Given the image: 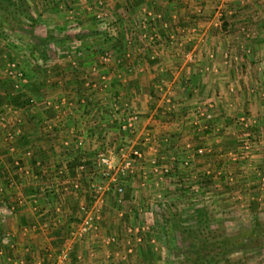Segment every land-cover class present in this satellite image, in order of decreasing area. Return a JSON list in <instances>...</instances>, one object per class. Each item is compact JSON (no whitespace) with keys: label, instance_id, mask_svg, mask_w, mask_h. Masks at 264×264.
I'll return each instance as SVG.
<instances>
[{"label":"crops","instance_id":"obj_1","mask_svg":"<svg viewBox=\"0 0 264 264\" xmlns=\"http://www.w3.org/2000/svg\"><path fill=\"white\" fill-rule=\"evenodd\" d=\"M221 1L226 3L225 7L230 3V0ZM243 1L249 4L234 7L232 10L227 8L222 13L213 10L218 0L56 1V3H63L67 21L63 25L50 26L45 29V32L42 30L44 35L40 37L52 31L56 37L71 36V38L49 45L54 59L32 60L30 61L32 66L29 62L19 60L17 67L23 71L27 83L17 92L23 93L22 101L26 103L21 107L12 105L4 108L3 106L6 105L4 101L0 105V118L4 117V120L0 121V130L3 131V128L11 124L12 132L15 133L14 144L20 152L28 148L32 150L31 160L23 159L20 164L28 169L27 174L18 172L19 169L13 166L10 156L7 159L4 155L0 156V186L4 188L5 197L11 200L10 204H15L16 207L14 217H5V220L0 222V233L8 231L15 245L13 251L3 252L0 256V264H48L45 260L50 252L48 251L47 255L46 247L52 244L53 234L57 228L45 229L47 231L38 229L40 226L46 227L49 224L46 221L52 209L48 210L50 206L47 208L45 205L33 212L34 208L32 209L29 203L30 198L42 196L45 201H48L49 193L55 194L52 195V200L56 199V202L62 204L59 207L64 209V220L59 222L58 226L62 235L64 228L69 227L73 220L69 201L74 202L76 209L94 201V197L87 191L88 182L97 176L91 171L92 164L101 145L107 148L106 146L112 147L115 144L109 136L116 135L113 131L116 130L117 123L114 121L109 124L107 117L111 111V99H109L111 97H117L119 101H126L125 103L129 102L132 108V105H137L139 113L137 131L141 133L147 131L157 136L156 148L152 152H145L147 161L149 158L161 155L166 158L183 159L187 155L183 151V145L188 142L192 144L193 150L200 146H206L210 150L208 155L193 158L191 170L199 172L209 165L212 171H215L218 166L212 162L220 160L218 155L215 159L213 154L216 151L215 147L220 153V144L227 143L224 127L232 119L244 114L256 121L253 122L250 130L257 133L258 139L261 138L259 131L264 130V116L262 117L261 114L264 104L260 105L264 102V0H241L242 3ZM28 4H30L29 1ZM96 8H99L101 12H97ZM38 9L37 12L41 13V16L33 14L31 8L30 11L40 23L48 13H43L45 8L41 6ZM147 10L149 12L146 16L151 13L153 16L151 15V23L146 28L140 25L146 17L144 14ZM99 12L102 15H108L106 21L115 26L111 27L108 23L110 29H106L104 24H100L98 20L95 21L93 17H96ZM139 12L142 16L138 19L136 27L132 28L129 23ZM215 12L219 14L218 19ZM51 17L52 14H49L46 19L52 21ZM110 17L114 18L112 22L108 20ZM89 18L93 19L95 24L93 21L90 22ZM222 22H225V26ZM38 23L35 28H38ZM150 25L158 26L149 29ZM199 32H201L200 37H198ZM101 35L103 40L113 43L110 47L114 46L118 51V54H115L113 51L104 50L110 53V60H112L106 72H102L106 73L105 81H99L100 70H96L99 62L101 63L100 56L98 60H93L95 51L102 49L97 39ZM147 36L150 39L154 36L153 47L138 42L139 39L145 42ZM30 40L28 41L32 45ZM205 42L208 43V50L203 49ZM177 46H182V49L191 46V53L195 51L199 53L195 60H180V58L170 60L173 59L174 54L178 55V52L174 51L178 50ZM202 54L206 56V60H198L203 56ZM35 55L37 56L36 53ZM35 55L33 57L38 59ZM0 63V80L8 81L3 77L7 64L5 65V60V66L1 60ZM184 79L187 85L189 83L187 87H181L180 81ZM94 83L98 85L97 88L92 87ZM229 85L234 86L231 93L226 90V86ZM102 86H105V89L101 90ZM4 92L0 95H4ZM17 92L12 91L13 94ZM81 98L86 103L82 109L79 107L81 103L78 102ZM203 103L213 104L207 114L210 113L214 120L213 122L206 120L205 123L211 130L209 132L198 129L205 120L201 117V120H198V116L187 114L191 108H201ZM152 104H155L153 108ZM112 115L113 111L110 117ZM105 133H108V136L104 137ZM164 136L169 138L166 145L162 144ZM244 136L243 133L239 139ZM250 136L252 137V133ZM4 147L1 142L0 152H5ZM136 147L146 151V148L140 145ZM232 148L228 149L232 150ZM259 158L260 156L255 157L254 161L257 164L253 165V170L248 168L251 163L239 164L237 168H233L234 171L229 170L228 167L223 170L234 176L236 179L234 182L240 188L242 187L243 191L249 189L251 185L250 189L252 188L253 192L260 190L261 193L264 184L261 185L259 175L264 171V167L259 166L262 162L261 159L258 161ZM73 159H78L79 162L74 171H68V164ZM36 162L41 164L36 165ZM147 163L146 172L151 175L152 172ZM82 164H85L88 171H79ZM227 164H230V160ZM59 169L65 171L63 175L59 176ZM247 171L250 172L246 174ZM76 179L80 181L85 193H78L75 197V192L69 196L60 194L63 190L68 191L67 188H63L64 184ZM154 180V177L149 176V183L144 190L142 189L143 191L136 190L133 186L128 187L131 190L126 188L120 205H117L110 193L112 200L108 202L109 205L105 202L107 206L104 205V211H101L100 224L103 225L106 222L119 225V217H122L123 222L127 219L129 225H132V213H135L134 219L139 218L136 213L137 204L159 193L152 186ZM214 184L215 187L218 186V183L214 182ZM114 186V183L109 182L110 190ZM241 189H238L235 199L247 198L242 196L244 192L239 194ZM251 190L247 191L251 192ZM170 191L175 195V191L171 189ZM160 192L167 193L166 189ZM261 198L262 196L257 198V201L261 207H264V201H261ZM240 200H235L231 208L236 209L238 214L241 207H246L248 211L246 202L241 203ZM110 206L115 212L122 207L124 214L120 213L121 216L120 214L116 216L114 213L106 212L105 209L107 210ZM111 214H113L112 222L107 221V217ZM99 222L96 233L76 241L73 245V251L70 252V264H73L75 257L82 262L81 256L85 260L88 258V264H101L98 259L102 258L100 255L103 252L97 253L95 248L98 244L100 245V240L106 237L99 232L101 230ZM155 222V225L159 224L157 220ZM33 226L36 228H32ZM115 231L111 235L115 236L116 240L122 237L126 243L129 241L126 231L122 234ZM65 235L60 240H63ZM126 252L128 253V249Z\"/></svg>","mask_w":264,"mask_h":264},{"label":"rangeland","instance_id":"obj_2","mask_svg":"<svg viewBox=\"0 0 264 264\" xmlns=\"http://www.w3.org/2000/svg\"><path fill=\"white\" fill-rule=\"evenodd\" d=\"M28 1L30 3L29 6L32 10V13L35 14L36 16H38V15L41 16V13L37 12L39 10L38 7H40V6L45 8L43 13L44 12L48 13L45 16V18L41 19L40 23H38V28L34 27V31H33L34 35L42 36V35H44V32L46 31L45 29L49 28L50 26H59L61 24L63 25L67 21L66 15H64L66 10L63 8L64 7L63 3L62 4L60 2L56 3L57 0H34V1L28 0ZM245 2L246 1H243V3H242L241 0H230L229 5H227V7H225L226 3L222 2L221 0H218V2L216 4L213 3L214 4L213 10H215L216 12L219 11L218 13H222L223 10H227V8L232 10L234 7L246 6V4H249V3H245ZM100 7L104 8V6H102V5H100ZM96 9H98V10H96L97 12L98 11L101 12V10L99 8H96ZM147 12H149V10H147L145 12V14H144L145 16H146ZM216 12H215V16L218 19L219 14L217 15ZM49 14H52L51 20L53 22L46 19V17H48ZM100 15H101L102 22H99V23L104 24V26H106L105 27L106 29H110V26L111 27L115 26L112 23L106 21V18H108V15H102V13H100ZM151 15L153 16V13L144 17V20L142 21V24L140 26H145L147 28V25L151 23V21H150V19L152 18ZM141 16H142V13L139 12L137 14V16L134 17V20H131V22L129 24L132 26V28L136 27V25L138 23V19ZM94 18L95 17H93V19ZM93 19L91 20L89 18V21L92 22ZM94 20L97 21L96 18ZM108 20H110L112 22L114 20V18L110 17ZM93 23L95 24L94 21H93ZM108 23L110 24V26L108 25ZM96 24H97V22H96ZM155 24H156V22H155ZM153 26L157 27L158 25H156V26L150 25L149 29L152 28ZM42 30L44 32H42ZM137 30H139V28ZM155 31L156 30L154 28V32ZM18 34H20V35H18ZM110 34L111 35L113 34V33H111V30H110ZM200 34H201V32L198 33V37H200ZM198 37H196V38H198ZM153 38H154V36H152L151 39L149 38V36H147L145 38V42H142V40L140 41V39L138 40V42L144 43L146 46H152L153 47V45H154L153 44V41H154ZM97 39H98V44H100L102 46L101 47L102 49L101 50L98 49L95 51L96 55L94 56L93 60H98L99 56H100V58H102L101 55H103L105 52H108V51L104 52L105 49L113 51L115 54H118V51L115 50L114 46L110 47V45H113V43L112 44L108 43L109 40H103V35H101L100 37H97ZM1 40L4 41V42H2L3 44H1ZM28 40L29 39L24 38L20 32H17V31L11 32V30L8 29L7 26L4 25L0 21V60L2 61V64L4 65V60H5V65L12 62L13 60H16L17 63L19 60H23V61L29 62L30 66H32V62H30V61L40 60L38 52L32 50V45H30V42ZM166 44L168 45V41L166 42ZM202 44H204V43H202ZM177 47H178L177 48L178 50H174V51L178 52V55L180 57L178 55L174 54L173 59H170V60L179 59V58H180V60H195L196 55H198V53H199L198 51L191 53L192 52L191 46L190 47L189 46L183 47V49H182V46H177ZM179 47H181V48H179ZM174 48H176V47L174 46ZM203 49L208 50V43H206V45L203 47ZM35 53L37 54L38 59H35V57H33V55H35ZM114 53H113V55H114ZM203 54H205L204 51H203ZM168 55H170V54H168ZM56 59L58 60V58H56ZM198 60H206V56L203 55ZM111 62H112V60H110V62L107 65H104V64H102V62L101 63L99 62V64H98L99 67L96 68V70H100V72H98V75L100 77L105 78L106 73L104 74L102 72H106V70L108 69V66H110ZM0 65H1V63H0ZM104 81H105V79H104ZM180 82L182 84L181 87H187L189 85V83H188V85L186 84L185 79L180 81ZM103 88L105 89V86L104 87L102 86L101 90ZM226 88H227L226 90H228V92L231 93V92H233L234 86L229 85L228 87L226 86ZM11 89L13 90L12 85H11ZM11 89H10V91H12ZM125 102L119 101L118 104H125ZM127 103H129V102H127ZM4 104H6L5 106H3L4 108L6 106H12L6 102H4ZM170 104L172 105L171 102H170ZM170 104H169V106H170ZM206 104L211 105V107H213V104H211V103H206ZM262 104H264V102L261 103L260 105H262ZM128 106H130V103L128 104ZM132 106H133V108L131 107L132 111L135 112L137 114V116H139V113L137 111L138 110L137 105L136 106L132 105ZM154 106H155V104H152V108ZM199 109L201 110V108H199ZM196 110H197V107L191 108L187 114H192L194 117H197V115L195 113ZM261 114L263 117L264 111ZM241 116H243L246 120H248V127L245 128L244 131H241V129H240L241 126L238 124L240 122L238 120L240 119ZM248 117L249 116L247 114L240 115L237 118L232 119V121L228 122V125L226 127H224V130H225L224 135H225V139L227 140L226 141L227 143H224V144L221 143L220 144V146H219L220 153L218 152L216 147H215L216 151L213 153L215 156V159H217V155H218L221 161L218 159V160H215L212 162L215 166L216 165L218 166V169L213 171L212 177H210L212 182L209 185H206V183L204 182L205 183L204 186H205L206 190L212 196V199L209 202L210 204H207L206 208L203 207L208 212V214L210 216V220H211L210 224L212 227L222 225V227L225 229V231L227 233H234L237 230H240L241 228H244L249 224L250 212H251V209L254 207V204L256 205L257 215L264 219V207H261L260 203L257 201V198H259L261 196H262L261 201H264V187L262 188L261 193H260V190L253 192L251 190L252 188L250 189L251 185H250L249 189L247 188V190L248 191L251 190V192H248L247 190L243 191L241 189L242 187L240 188L238 186V184L236 182H234L236 180L234 178V176L230 173L224 172V170L227 167L229 170H233V168H237V166L239 164L245 165L243 163H247V164L251 163L248 166V168L252 169L253 165L257 164L254 161V160H256L255 159L256 156L257 157L260 156L258 161L260 159H261L260 161H262L261 163H259V166L264 167V163H263V161H264L263 160V158H264V156H263L264 155V130L259 131L260 132L259 135L261 138L258 139V136L256 135L257 133L254 132V130H252V131L250 130L253 127V122L255 123L256 121H254L252 118H248ZM201 118L204 120L203 117H201ZM201 118L198 117V120H201ZM213 120H212V122H213ZM213 128L216 129V127H213ZM12 131H13V128L11 127V124H10L9 126H7V128H3V131L0 130V136H2V134L6 133V132H10V134H13L15 136V133ZM113 132H115L116 135L109 136V139H111V140H113L114 136L116 137L117 135L124 136L123 134H117L116 130H114ZM139 133H141V132L139 131ZM212 133H213V131H212ZM243 133L245 134L244 138L245 139L250 138V141L252 143L250 153L244 159H242V156H240V157L238 156V157H236L237 158L236 161H232L231 155L235 156V155L239 154L237 152L238 151L237 147H239V144H240L239 138H240V136H242ZM251 133H252V137L250 136ZM150 134L152 135V133H150ZM152 137H153V143H152L153 147L156 148V145L158 143L157 138H156L157 136L152 135ZM162 138H163L162 144L166 145L168 142L165 141V139L169 140V138L166 136H164ZM228 138H230V139H228ZM131 140H134V139H131ZM233 140L235 141V145H234ZM1 142H2V140L0 138V143ZM260 142H262V143H260ZM101 143H102V141H101ZM4 146H5L4 147L5 152L4 153L0 152V156L4 155V157L6 159L9 158L8 156H10L11 160H12L13 156L8 153V150L6 148V144H4ZM229 147H231V148L233 147L234 149L232 148V150H229L228 149ZM16 148H17V146H16ZM102 148H103V146L101 145L100 146V152L103 150ZM227 150H229V151L227 152ZM19 152H20V150H19V148H17V152H15V154H18L20 156ZM209 154H210V152H209ZM161 156H163V155H161ZM21 160H23V159H21ZM21 160H20V164H21ZM27 160H31V158L27 159ZM228 160H230V164H227ZM11 163H12V161H11ZM38 163L41 164L40 162H38ZM223 168H224V170H223ZM23 169H25V168L21 166V170H23ZM0 170H1V167H0ZM21 170H19L18 172L21 173ZM25 170L28 171V169H25ZM60 170L61 169L58 170V174H59ZM236 170H235V172H236ZM91 171H93L95 175L97 174V176L94 180L100 182V184L103 185L105 189L107 187L108 190L104 192L103 196H100L99 198L96 197L93 199L94 201L92 200L93 202H91L90 204H83L82 206L85 207L86 211L97 210L99 218H100V217H102L101 211L104 208L105 202H107V205H109L108 202L110 203L112 200V198L110 197L111 191L109 189V181L102 179L98 175V173H96V169H94V170L92 169ZM239 171L242 172V170H239ZM219 172L222 175L218 176ZM249 172L250 171H247L246 174H248ZM59 176H60V174H59ZM224 178H226V180ZM247 179L249 180V178H247ZM73 181H68L69 185L64 184L63 188H67L68 191L63 190V192H61L60 194H64V195L66 194L67 196L74 194V191H72L70 189V183H72ZM177 181L178 180L177 179L174 180V178L167 180L166 188H165L167 191V193H166L167 198L166 199L169 201V204H171V206L174 208V210L171 211L170 213H167L168 211L166 210L165 212H163V213L159 212L156 215L155 220H157L159 222V224L157 223V225H155V223H156L155 222L151 227V228H153V229H151L152 235L154 237L153 242H148V243L144 242L143 243L144 245L148 246L152 250V252H154L153 253L154 256L158 259V260L155 259V261L152 264H172L173 260L171 258V254L169 252V247L173 244L177 246V241L174 240V236H173V233L171 231L172 219H173L175 214L180 213L182 215L185 212H189L192 208H194L193 207L194 203L190 200L191 195L189 193H187L186 190L179 189V187L177 186L178 185ZM214 182L218 183V186L215 187ZM241 182H245V181H241ZM219 184H221V185H219ZM248 184H250V183H248ZM130 186H133L134 189H136V190L139 189L138 188L139 181H138V178L136 176H133L132 178H127L124 181V183H123L124 190H126V188L128 190H131L130 188H128ZM81 188H82V186H81ZM170 189L176 192L175 195L173 193H171L172 191H170ZM238 189L242 190L239 192V194L244 192V195H242V196L247 197L246 199H244V200L235 199L237 197ZM3 190H4V188H3ZM82 190H84V189L82 188ZM4 193L5 192L3 191V193L0 195V205H3V204L11 205L10 204L11 200L9 201L5 197ZM227 193H229V194H227ZM75 194L76 195H74V197L77 196L78 193H75ZM223 194H224V196H222ZM52 195L54 196L55 194H53V192L49 193V195H48L49 200L48 201H45V199L42 196L41 197L37 196L36 198H30L29 199L30 206L32 207V209L34 208L33 212H36L35 210L40 209L38 207L45 206V205L47 208H48V206H50L48 210L52 209L51 213H49L50 217H49L48 221H46V223L49 222V224L46 227L40 226V229H38L40 231H47L45 229H48V228H49L48 230L54 229V228L55 229L57 228L56 230H58L59 222L64 220V218H63L64 217V209L62 207H59L62 204L60 202H56L57 201L56 199L52 200V198H53ZM146 200H151V198L149 199V197H147ZM176 200H179V201H176ZM235 200H240L241 203H243V201H245L246 202L245 204H247L248 211H246V207H241L240 214H238L236 212V209H231L233 204L236 202ZM19 201H22V200H19ZM69 202H71L70 203L71 204L70 205V211L73 214L72 215L73 218L71 217L73 219V222L70 224L69 227L64 228L63 236L66 234L65 235L66 238H67L68 233L75 229V226L79 223V221L82 220V217H83V215L80 212V208L76 209L75 205H73L74 202L72 200ZM50 203H52V204H50ZM12 205H15V204H12ZM107 205H105V206H107ZM113 210H114V208H112V206H110L107 210L105 209L106 212L114 213L116 216L119 215L120 213H123L122 207H119V209H117L116 212ZM15 214H16V207L14 208L13 213L12 212L10 214L3 213V215H1V217H0V222L2 220L4 221L5 217L6 218L7 217H14ZM75 215H76V218H74ZM111 216H113V214H111L107 217V221L112 222L113 219L111 218ZM119 216H121V214ZM119 218H120L119 225H111V224H108L106 222L102 225V223L100 224V222H99V227H101V230H99V232H102L106 238L100 240V245L98 244V246L95 248L96 249L95 251L97 253H98V251L103 252V254L100 255L102 258H99L98 262H101V264H140L141 262H139L140 261L139 251H140V248L143 246V244L142 245H139V244H141L142 242L137 244L136 242L130 241V244L127 245V243L121 237V238H119V240H115V242L106 243V240L108 241L107 237L108 238L113 237L111 235L113 233V231L116 230L115 233L122 234V232L125 231L126 228L131 226L128 223L129 220L125 219V222H123L121 219L122 217H119ZM73 224H74V226H73ZM162 224H164V226H162ZM102 229H104V230H102ZM0 232H1V230H0ZM3 233L9 234L8 231H4ZM90 236H91V234H90ZM65 237H63V240H61V244L59 246L55 247L52 243L50 246L46 247V250H47L46 253L48 255V251H49L50 255L47 257V259H46L47 261L45 260V263H48V264H70V262H71L70 252L73 251V245L76 243V241H80V240H78V239H74V240L67 239L66 240ZM86 237H89V236H85V238ZM53 239H54V236H53ZM106 244H109V245H106ZM130 247L132 248V252L127 253L126 251ZM65 249H68V251H67L68 255L66 258L63 259L62 253L65 252ZM6 250H8V249H6ZM82 258H83V261H82ZM81 261L82 262H79V259H77L75 257V261H73V264H88V258L85 260V258L83 256H81ZM230 264H264V246H262V248L259 250L247 252L246 255H243V254L236 255Z\"/></svg>","mask_w":264,"mask_h":264},{"label":"built area","instance_id":"obj_3","mask_svg":"<svg viewBox=\"0 0 264 264\" xmlns=\"http://www.w3.org/2000/svg\"><path fill=\"white\" fill-rule=\"evenodd\" d=\"M96 20L102 22L101 15L98 13L96 15ZM106 27V26H104ZM3 40H1V44H3ZM101 62L104 65H107L110 62V53L105 52L102 55ZM5 73L3 77L10 80L12 82L13 92L19 91L26 83V77L22 70L18 69L17 62L12 61L7 64ZM101 79V80H100ZM100 81H104V77H100ZM93 88H97L98 85L92 84ZM104 87V86H103ZM102 88V87H101ZM111 111H113V115H111V111L108 113V122L113 123L116 121V133L123 134L124 136L117 135L113 140L115 144L111 146H106L107 148H102L103 150L97 153L95 156V161L92 164V169H96V173L109 182L114 183V187L110 190L112 196L115 199L117 205L122 203V195L124 193L123 183L127 178H132L136 176L139 181V190L143 191L145 187L148 185L149 176L154 177L153 187L156 189L155 191L159 192L155 194V197L151 198V200H143L140 201L137 205L136 213L138 219H134L135 213H132V222L133 224L126 228L125 231L128 234L129 241L127 245L130 244V241L136 242L137 244L141 243L144 240L153 241L154 237L152 235L153 228L152 225L155 223L156 215L161 212L168 211L170 213L174 210V208L169 204V201L166 199L167 196L160 191L166 188L167 180L169 179H177V186L181 190H186L187 193L191 195L190 200L194 203L193 207H204L206 208L207 204L212 199L211 194L206 190L204 184H202L203 179H207L212 177V169L209 165L200 170L199 172H193L192 168V160L194 157H201L208 155L210 150L206 146H200L193 150V146L190 143H184L183 151L186 152V156L183 159H177L176 157H164L157 156L153 158H149L147 161L145 157V152H152L153 147V137L152 135L144 131L139 133L137 131V123L138 116L135 112L132 111L131 106L128 104H118L119 98L111 97ZM79 107L84 108L86 103L84 99L81 98L78 101ZM212 109L211 105L204 104L201 107H197L196 115L198 117H203L204 122L200 124L198 129L203 132L211 131L208 126H206V120L212 122L213 116L209 113V110ZM264 111V106H263ZM103 117V116H102ZM4 117L0 118V121H3ZM240 121L238 124L241 126V131H244L245 128L248 127V120H246L243 116L238 120ZM108 136V133L104 134V137ZM128 139V140H127ZM134 139V140H131ZM1 140L4 144H6V148L8 153L11 154L12 164L18 167L21 170L20 160L21 159H30L32 156V150L30 148L19 152H17V148L14 144L15 136L10 134V132H6L2 135ZM165 141H169L165 139ZM105 142V139H104ZM238 153L235 156L231 155L232 161H236V157L242 156L244 159L249 153L252 146L250 138H242L239 141ZM140 145L142 148H146V151L143 149H139L136 146ZM221 156V155H220ZM20 159V160H19ZM148 163H147V162ZM146 163L149 165L151 170V175L146 172ZM226 164V163H225ZM36 165H40L36 162ZM179 169V171L177 170ZM80 172L88 171L85 167V164H82L79 167ZM65 171L60 170L59 174L63 175ZM264 172V171H263ZM261 173L259 176L261 185L264 184V173ZM22 174H27L28 171L25 169L21 170ZM222 175L220 172L218 176ZM226 180V178H224ZM69 184V183H67ZM70 189L75 193H82L85 190H82L80 181L78 179L74 180L70 183ZM143 189V190H142ZM108 188H104L100 182L94 180L93 178L88 182L87 191L94 197L99 198L103 196L104 192L107 191ZM3 188L0 187V195L3 193ZM85 193V192H84ZM166 196V197H165ZM136 201V200H135ZM179 201V200H176ZM35 202V201H34ZM15 206L3 204L0 205V217L3 213L10 214L13 213ZM80 212L83 215L82 220L75 226V229L70 231L65 239H78L81 240L92 233H96L98 230V222L99 215L97 210L95 211H86L84 206L80 207ZM36 228V227H32ZM35 230V229H33ZM116 238L110 237L108 238L107 243L115 242ZM135 244V243H134ZM14 243L10 239L7 233H0V256L3 252L8 249L10 251L14 250ZM132 247V246H131ZM128 248V253L132 252V248ZM70 249V248H69ZM68 249H65V252L62 253V258H66L68 253Z\"/></svg>","mask_w":264,"mask_h":264},{"label":"trees","instance_id":"obj_4","mask_svg":"<svg viewBox=\"0 0 264 264\" xmlns=\"http://www.w3.org/2000/svg\"><path fill=\"white\" fill-rule=\"evenodd\" d=\"M0 21L11 32H20L24 38L31 39L32 50L38 52L40 60L55 58L49 48L51 43H61L71 38L56 37L52 32L44 37L34 35L32 30L38 22L31 14L28 0H0ZM222 25L225 26V22ZM11 85V81L0 80V93L5 91L4 95H0V105L6 101L10 105L21 107L26 103L22 101L23 93L13 94L10 91ZM78 162V159L69 162L68 171H74ZM201 182L209 185L212 181L207 178ZM210 221V216L203 207L196 206L182 215H174L171 231L177 246L173 244L169 247L172 264H230L236 255H246L247 252L264 246V219L257 215L255 204L250 212L249 224L234 233H227L222 225L212 227ZM53 235L52 243L57 247L61 244L63 235L60 230ZM139 259L140 264H152L155 259L158 260L144 244L140 248Z\"/></svg>","mask_w":264,"mask_h":264}]
</instances>
